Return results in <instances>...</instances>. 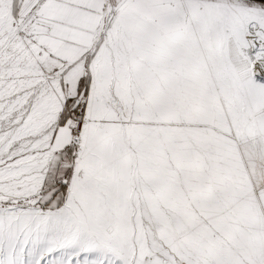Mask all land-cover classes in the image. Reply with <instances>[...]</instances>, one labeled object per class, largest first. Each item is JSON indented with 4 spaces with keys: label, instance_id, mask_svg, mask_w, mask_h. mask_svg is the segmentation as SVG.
<instances>
[{
    "label": "snow or ice",
    "instance_id": "obj_1",
    "mask_svg": "<svg viewBox=\"0 0 264 264\" xmlns=\"http://www.w3.org/2000/svg\"><path fill=\"white\" fill-rule=\"evenodd\" d=\"M0 264H264V0H0Z\"/></svg>",
    "mask_w": 264,
    "mask_h": 264
}]
</instances>
